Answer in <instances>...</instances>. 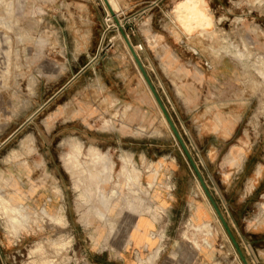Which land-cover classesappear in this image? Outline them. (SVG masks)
I'll list each match as a JSON object with an SVG mask.
<instances>
[{
	"label": "rangeland",
	"instance_id": "374dc122",
	"mask_svg": "<svg viewBox=\"0 0 264 264\" xmlns=\"http://www.w3.org/2000/svg\"><path fill=\"white\" fill-rule=\"evenodd\" d=\"M108 4L264 264V0ZM128 50L103 0H0V264H242Z\"/></svg>",
	"mask_w": 264,
	"mask_h": 264
},
{
	"label": "water",
	"instance_id": "95a60500",
	"mask_svg": "<svg viewBox=\"0 0 264 264\" xmlns=\"http://www.w3.org/2000/svg\"><path fill=\"white\" fill-rule=\"evenodd\" d=\"M103 3L105 4V6L107 7L110 15L113 17L115 23L117 24V26L119 28V31H120V34L123 37V39L125 40L128 48H129V50L131 52V55H132V57H133V59L135 61V64H136L138 70L140 71V73H141V75H142L147 87L149 88V90H150V92H151V94H152V96H153V98L155 100V102L157 103L158 107L160 108V110H161V112H162V114H163V116H164V118H165V120H166V122H167V124L169 126V129H170L173 137L175 138V140L179 144L181 150L183 151V153H184V155H185V157H186L191 169L193 170V172H194V174H195V176L197 178L198 183L201 186V189L203 190L207 200L209 201L211 207L213 208V210H214V212H215V214H216L221 226L223 227L228 239L230 240V242H231V244H232V246H233V248H234V250H235V252H236V254H237L238 258H239V260H240V262L242 264H249L247 262L245 256H244L242 250L240 249L237 241L235 240V237L233 236V233L231 232V229L229 228V226H228L223 214L221 213L217 203L215 202V200H214L213 196L211 195L210 191L208 190V188H207V186H206V184H205V182H204V180H203V178H202V176H201V174L199 172V169L197 168V166H196L195 162L193 161L189 151L187 150V147H186L185 143L183 142V140L181 138V135L177 131V129H176V127H175V125H174V123H173V121H172V119H171V117H170L165 105L163 104L159 94L157 93V90L155 89L153 83L149 79V76L147 75V73H146V71H145V69H144L139 57L135 53V51L133 49V46L129 42V40L127 38V35L121 29L119 23L117 22V20L115 18V14L112 12L107 0H103Z\"/></svg>",
	"mask_w": 264,
	"mask_h": 264
},
{
	"label": "bare ground",
	"instance_id": "6f19581e",
	"mask_svg": "<svg viewBox=\"0 0 264 264\" xmlns=\"http://www.w3.org/2000/svg\"><path fill=\"white\" fill-rule=\"evenodd\" d=\"M192 1H194V0H192ZM196 1V0H195ZM107 2L109 3H113L114 2V0H107ZM194 3V2H193ZM186 4V3H185ZM187 4H189V3H187ZM183 5H184V3H181V5L180 6H182L183 7ZM190 6V5H189ZM192 7V6H191ZM187 8H188V6H187ZM189 10V9H188ZM187 13H189V11H187ZM192 14V13H191ZM202 14V13H201ZM194 15V14H193ZM196 15V14H195ZM177 16V15H176ZM201 16V15H200ZM178 17V16H177ZM184 18V17H183ZM183 18H182V20H183ZM195 18V17H194ZM203 18V17H202ZM204 19V18H203ZM202 19V20H203ZM191 20H194V19H191ZM200 20V19H199ZM183 24H185L184 22H183ZM204 32V31H203ZM206 33V32H205ZM204 33V34H205ZM207 34V33H206ZM129 51V50H128ZM129 53V52H128ZM130 56V55H129ZM139 75L141 76V78H142V80L144 81V79H143V77H142V75H141V73H140V71H139ZM144 83H145V81H144ZM144 85V84H143ZM145 85H146V83H145ZM146 90H148V92H149V94H150V98H152L153 99V101H154V103L156 104V107H157V109H158V111H159V113H160V115H161V117H162V119H163V121L165 122V124L168 126V124H167V122H166V120H165V118H164V116H163V114H162V112H161V110H160V108L158 107V105H157V103L155 102V100H154V98H153V96H152V94H151V92H150V90H149V88L147 87V85H146ZM181 91V90H180ZM168 128H169V126H168ZM257 174H259V170H257V172H256V175ZM196 194V193H195Z\"/></svg>",
	"mask_w": 264,
	"mask_h": 264
},
{
	"label": "built area",
	"instance_id": "2783aa9c",
	"mask_svg": "<svg viewBox=\"0 0 264 264\" xmlns=\"http://www.w3.org/2000/svg\"><path fill=\"white\" fill-rule=\"evenodd\" d=\"M134 46H135V47H137V49H138V50H141V49H142V47H141V44H140V43H139V44H135Z\"/></svg>",
	"mask_w": 264,
	"mask_h": 264
},
{
	"label": "crops",
	"instance_id": "0c3cea01",
	"mask_svg": "<svg viewBox=\"0 0 264 264\" xmlns=\"http://www.w3.org/2000/svg\"><path fill=\"white\" fill-rule=\"evenodd\" d=\"M140 230V229H139Z\"/></svg>",
	"mask_w": 264,
	"mask_h": 264
}]
</instances>
